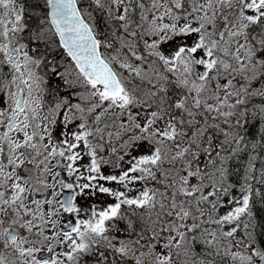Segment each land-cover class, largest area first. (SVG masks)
<instances>
[{
	"label": "snow or ice",
	"instance_id": "snow-or-ice-1",
	"mask_svg": "<svg viewBox=\"0 0 264 264\" xmlns=\"http://www.w3.org/2000/svg\"><path fill=\"white\" fill-rule=\"evenodd\" d=\"M0 264H264V0H0Z\"/></svg>",
	"mask_w": 264,
	"mask_h": 264
}]
</instances>
